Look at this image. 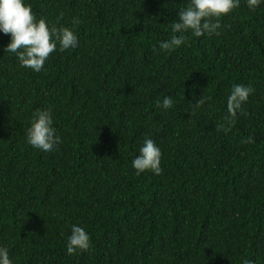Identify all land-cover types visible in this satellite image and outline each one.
<instances>
[{
	"label": "trees",
	"instance_id": "1",
	"mask_svg": "<svg viewBox=\"0 0 264 264\" xmlns=\"http://www.w3.org/2000/svg\"><path fill=\"white\" fill-rule=\"evenodd\" d=\"M26 3L78 47L34 72L0 33V246L13 264H264V4L240 0L219 35L163 51L187 0ZM235 84L253 91L231 117ZM38 109L62 140L49 153L26 143ZM146 136L159 175L132 167ZM72 225L90 247L68 255Z\"/></svg>",
	"mask_w": 264,
	"mask_h": 264
},
{
	"label": "clouds",
	"instance_id": "2",
	"mask_svg": "<svg viewBox=\"0 0 264 264\" xmlns=\"http://www.w3.org/2000/svg\"><path fill=\"white\" fill-rule=\"evenodd\" d=\"M250 10H254L264 0H246ZM240 0H187L186 6L180 8L178 19L172 21L171 31L174 35L170 39L159 43L163 51H171L184 44V33L199 38L202 36L219 35L221 17L239 7ZM0 33L10 35V42L4 51L15 55L19 66L40 72L53 52H64L78 47V36L70 27L50 26L44 18H37L30 4L26 0H0ZM253 89L243 84L233 85L227 96L228 113L234 117L242 105L247 102ZM205 99H200L203 105ZM158 106L169 109L173 106L171 96H165ZM227 132L230 129L221 124L217 126ZM62 142L54 127L51 110L38 109L32 114L26 131V143L43 153L55 150ZM132 167L139 175L151 171L159 175L162 171V151L157 143L145 137L139 147L138 154L132 160ZM90 247V236L86 229L79 225H72L67 237V254L73 255L78 250ZM0 264H13L6 247L0 246Z\"/></svg>",
	"mask_w": 264,
	"mask_h": 264
}]
</instances>
